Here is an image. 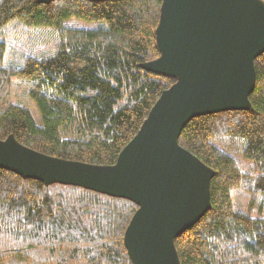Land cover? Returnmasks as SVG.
I'll return each instance as SVG.
<instances>
[{
    "label": "trees",
    "instance_id": "1",
    "mask_svg": "<svg viewBox=\"0 0 264 264\" xmlns=\"http://www.w3.org/2000/svg\"><path fill=\"white\" fill-rule=\"evenodd\" d=\"M163 0H0V30L56 31L54 54L7 61L0 41V140L43 154L114 165L177 79L146 70ZM71 20L104 22L87 28ZM250 110L193 118L179 143L215 171L211 208L175 238L181 264H264V53ZM23 94H22V93ZM34 101L42 125L22 104ZM131 200L45 184L0 167V264H134L124 236Z\"/></svg>",
    "mask_w": 264,
    "mask_h": 264
},
{
    "label": "water",
    "instance_id": "2",
    "mask_svg": "<svg viewBox=\"0 0 264 264\" xmlns=\"http://www.w3.org/2000/svg\"><path fill=\"white\" fill-rule=\"evenodd\" d=\"M157 41L162 55L142 67L177 81L114 165L49 156L9 136L0 140V167L47 185L131 200L138 209L124 243L134 264H181L175 238L210 210L215 171L179 138L195 117L252 108L255 61L264 53V0H163Z\"/></svg>",
    "mask_w": 264,
    "mask_h": 264
},
{
    "label": "rangeland",
    "instance_id": "3",
    "mask_svg": "<svg viewBox=\"0 0 264 264\" xmlns=\"http://www.w3.org/2000/svg\"><path fill=\"white\" fill-rule=\"evenodd\" d=\"M103 24L106 25L104 22H87L83 20H71L69 22L71 26L84 28L99 27ZM0 41H6L9 46L7 52L8 62L17 61L23 55L35 56L37 58L48 57L55 53L56 46L59 43L55 30L43 28L32 32L31 29L25 28L18 22L0 30ZM18 101L29 108L34 114L37 123L42 125L41 114L36 103L25 96H20Z\"/></svg>",
    "mask_w": 264,
    "mask_h": 264
}]
</instances>
